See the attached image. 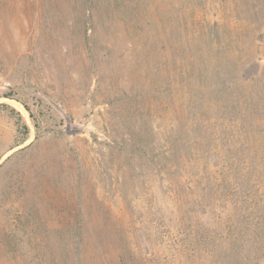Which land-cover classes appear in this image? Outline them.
<instances>
[{"label": "rangeland", "instance_id": "374dc122", "mask_svg": "<svg viewBox=\"0 0 264 264\" xmlns=\"http://www.w3.org/2000/svg\"><path fill=\"white\" fill-rule=\"evenodd\" d=\"M248 258L264 0H0V264Z\"/></svg>", "mask_w": 264, "mask_h": 264}, {"label": "trees", "instance_id": "16d2710c", "mask_svg": "<svg viewBox=\"0 0 264 264\" xmlns=\"http://www.w3.org/2000/svg\"><path fill=\"white\" fill-rule=\"evenodd\" d=\"M168 1V0H167ZM251 7L253 8L254 11H257V7L256 5H251ZM252 10V11H253ZM251 12V10H249ZM256 14H254L255 16ZM253 18V17H252ZM251 18V20H252ZM23 106L25 107V109L29 112V115L32 117V120L34 121L35 119L33 118L32 114H31V110L29 109V107L23 103ZM22 129H23V132L21 133V136L19 138H16L15 141H14V145L13 146H17L19 145L20 143H22L25 139H26V133H27V125L26 124H22ZM17 133L19 134V129H17ZM251 231V234H254V237L251 236V238L249 239V242H250V246L251 245H254V243L260 238V235L259 233H255L254 231L250 230ZM261 239V238H260ZM253 247V246H252ZM236 252L235 253H238L237 250H235ZM235 258H237V256H235ZM232 263V262H231ZM264 264V261H260V260H250V258L246 259L244 264ZM242 264V263H241Z\"/></svg>", "mask_w": 264, "mask_h": 264}, {"label": "bare ground", "instance_id": "6f19581e", "mask_svg": "<svg viewBox=\"0 0 264 264\" xmlns=\"http://www.w3.org/2000/svg\"><path fill=\"white\" fill-rule=\"evenodd\" d=\"M18 107H21V105L18 104ZM22 108V107H21Z\"/></svg>", "mask_w": 264, "mask_h": 264}]
</instances>
